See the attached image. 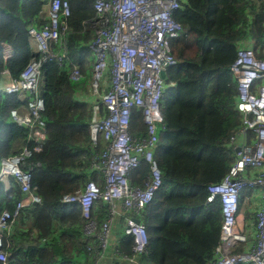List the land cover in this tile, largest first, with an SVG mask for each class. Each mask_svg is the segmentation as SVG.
Masks as SVG:
<instances>
[{
	"label": "trees",
	"instance_id": "trees-1",
	"mask_svg": "<svg viewBox=\"0 0 264 264\" xmlns=\"http://www.w3.org/2000/svg\"><path fill=\"white\" fill-rule=\"evenodd\" d=\"M48 3L0 0V158L35 145L30 129L12 117V110L25 106L27 98L5 92L1 82L6 70L18 79L30 61L40 57L29 27L48 22ZM69 3L63 39L53 46L55 54L65 57L48 59L41 67L46 139L43 149L26 159L33 172L31 191L41 202L17 209L25 194L14 178L9 188L0 180V217L4 212L10 215L1 247L6 260L0 259V264H92L99 239L86 232L87 223L96 222L99 231L113 217L110 205L102 200L93 203L90 217L84 216L78 202H62L63 195L84 188L90 179L104 184L93 162L106 147L103 140L92 142V110L76 98L77 92L88 91L95 60L90 47L95 38L91 21L97 16L94 1ZM174 18L183 29L171 41L177 64L167 72L161 99L164 121L154 150L162 184L139 216L146 225V250L135 253V239L124 231L129 213L121 207L113 219L104 264H207L221 240L222 202L206 201L207 186L221 181L235 159L230 138L241 127L242 114L231 65L238 50L251 42L257 56L264 58V0H185ZM74 66L83 73L79 81L70 77ZM130 130L135 137L147 135L138 108L132 110ZM150 172L149 163L142 160L129 181L144 186ZM249 192L246 189L243 195Z\"/></svg>",
	"mask_w": 264,
	"mask_h": 264
},
{
	"label": "built area",
	"instance_id": "built-area-1",
	"mask_svg": "<svg viewBox=\"0 0 264 264\" xmlns=\"http://www.w3.org/2000/svg\"><path fill=\"white\" fill-rule=\"evenodd\" d=\"M93 1L97 16L91 21L95 38L90 47L95 60L89 82L91 98L86 103L92 110L91 140L94 144L103 140L106 145L93 162V167L102 172L104 184L90 179L84 188L63 195L62 202H78L85 217H90L96 200L110 205L113 217L99 231L92 220L85 229L99 239L92 264H104L103 259L110 253L118 204L129 213L124 231L134 237L135 253L146 250V225L139 216L162 184L154 150L164 121L161 99L167 88V72L177 64L171 41L183 29L174 13L185 0ZM69 14V0H49L48 22L41 27H29L31 42L40 57L32 59L18 79L5 71L9 80L2 89L27 98L25 106L12 110V117L30 129L35 142L32 149L25 148L20 154L0 158V180L9 188L10 178H14L25 194L17 209L30 202H41L40 196L31 191L33 172L26 167V159L33 152L41 151L46 139V121L42 116L45 100L39 95L41 67L48 59L65 57L55 54L53 46L62 41L67 28L65 18ZM231 70L238 81L237 109L242 114V123L230 138V145L235 149L233 164L221 181L207 186L206 201L210 203L219 198L223 213L221 240L207 264H264V58L257 56L253 46L241 47ZM70 77L79 81L83 73L74 66ZM133 108L142 111L146 136L135 137L131 133ZM142 160L149 163L151 172L144 186L134 185L129 175ZM246 189L250 192L244 196ZM9 217L7 212L0 217V259L3 261L6 256L1 247L3 233L10 226ZM92 225L94 228L90 229ZM122 258L136 262L135 257L123 255Z\"/></svg>",
	"mask_w": 264,
	"mask_h": 264
},
{
	"label": "crops",
	"instance_id": "crops-1",
	"mask_svg": "<svg viewBox=\"0 0 264 264\" xmlns=\"http://www.w3.org/2000/svg\"><path fill=\"white\" fill-rule=\"evenodd\" d=\"M47 8H48V5H47ZM32 43V42H31ZM252 44H253V42H251V43H248V45H251L252 46ZM33 45V44H32ZM33 48H34V46H33ZM35 50V49H34ZM8 52V53H7ZM10 52H11V50L9 49V48H7V51H6V53L7 54H10ZM9 80V78H7L6 76H5V78H4V80H3V82H1V88H2V86L5 84V82L6 81H8ZM76 98L80 101V102H87L88 100H89V98H91V94H90V87H89V85H88V91L87 92H84V91H81V92H77V94H76ZM121 210V209H120ZM120 210H119V214H120ZM111 247V246H110ZM107 258V257H106ZM106 258H104L103 260H104V263H106Z\"/></svg>",
	"mask_w": 264,
	"mask_h": 264
},
{
	"label": "rangeland",
	"instance_id": "rangeland-1",
	"mask_svg": "<svg viewBox=\"0 0 264 264\" xmlns=\"http://www.w3.org/2000/svg\"><path fill=\"white\" fill-rule=\"evenodd\" d=\"M120 208H121V206H120V204H118V210H120ZM89 228H90V229H93V228H94V225L89 226ZM111 234H112V233H111ZM110 239H111V237H110Z\"/></svg>",
	"mask_w": 264,
	"mask_h": 264
},
{
	"label": "water",
	"instance_id": "water-1",
	"mask_svg": "<svg viewBox=\"0 0 264 264\" xmlns=\"http://www.w3.org/2000/svg\"><path fill=\"white\" fill-rule=\"evenodd\" d=\"M137 221H140V219L136 218Z\"/></svg>",
	"mask_w": 264,
	"mask_h": 264
}]
</instances>
